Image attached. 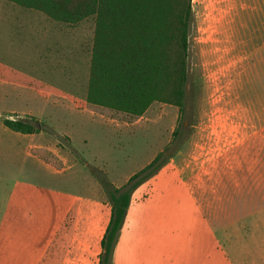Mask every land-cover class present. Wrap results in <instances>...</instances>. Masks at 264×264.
I'll return each instance as SVG.
<instances>
[{"label":"rangeland","instance_id":"obj_1","mask_svg":"<svg viewBox=\"0 0 264 264\" xmlns=\"http://www.w3.org/2000/svg\"><path fill=\"white\" fill-rule=\"evenodd\" d=\"M218 8L192 0L183 106L138 118L86 100L94 18L69 27L0 0V264H98L100 178L123 188L160 154L112 263L264 264V33L243 42ZM21 251L33 258L8 259Z\"/></svg>","mask_w":264,"mask_h":264},{"label":"trees","instance_id":"obj_2","mask_svg":"<svg viewBox=\"0 0 264 264\" xmlns=\"http://www.w3.org/2000/svg\"><path fill=\"white\" fill-rule=\"evenodd\" d=\"M6 1L69 27L95 19L88 104L138 118L155 102L183 106L194 20L192 0ZM4 125L24 135L36 133L32 124L23 121L5 120ZM162 156L132 176L123 188L100 178L111 215L100 243L98 264H113L132 195L161 168Z\"/></svg>","mask_w":264,"mask_h":264},{"label":"crops","instance_id":"obj_3","mask_svg":"<svg viewBox=\"0 0 264 264\" xmlns=\"http://www.w3.org/2000/svg\"><path fill=\"white\" fill-rule=\"evenodd\" d=\"M217 2L220 7L217 10V16L225 17L223 25H225L228 33L233 35L237 33L241 36L239 39L247 44H250L252 34L255 35L254 39L262 40L261 33H264V0H217ZM222 2H225L224 9H222V6H224ZM221 11H223V13ZM223 25H221L222 28ZM37 148L42 151V147H31L30 150L32 152L37 150ZM31 253L32 251L12 253L8 259H31L33 258ZM15 264H18V262H15Z\"/></svg>","mask_w":264,"mask_h":264}]
</instances>
